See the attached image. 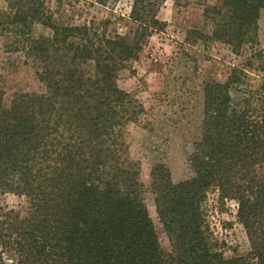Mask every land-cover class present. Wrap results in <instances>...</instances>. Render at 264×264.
<instances>
[{"label": "trees", "instance_id": "16d2710c", "mask_svg": "<svg viewBox=\"0 0 264 264\" xmlns=\"http://www.w3.org/2000/svg\"><path fill=\"white\" fill-rule=\"evenodd\" d=\"M109 1L118 0H97ZM167 1L129 0L127 36L56 21L46 0L0 7V197L29 203L23 212L0 201V264H264V77L254 87L233 67L225 82H204L189 179L175 182L158 163L145 185L131 158L126 130L145 108L118 76L166 29ZM201 5L209 29L194 43L238 56L258 44L264 0ZM213 189L237 203L246 254L227 259L218 248L203 208Z\"/></svg>", "mask_w": 264, "mask_h": 264}, {"label": "rangeland", "instance_id": "374dc122", "mask_svg": "<svg viewBox=\"0 0 264 264\" xmlns=\"http://www.w3.org/2000/svg\"><path fill=\"white\" fill-rule=\"evenodd\" d=\"M6 2L0 0V7ZM46 2L55 20L64 24L94 22L100 32L109 36L131 35L136 29L130 20L129 0L109 1L104 5L97 0ZM204 2L168 0L159 13V19L167 23L166 29L155 34L138 59L128 63L118 76L119 87L137 98L145 108L140 121L130 124L126 130L131 158L140 164L145 185L158 163L168 166L175 182L192 176L189 156L202 134L204 82H225L233 67L244 69L248 76L246 83L254 87L264 77V9L259 20L258 44L249 46L238 56L220 43H194L195 31L209 29L202 16ZM40 31L46 32L43 28ZM0 201L3 206L23 212L29 207L25 197L13 194L0 197ZM145 201L158 225L160 239L167 246L154 196L149 190L145 193ZM203 208L214 240L225 258L250 250L245 229L237 218L235 201L222 203L218 191L213 189Z\"/></svg>", "mask_w": 264, "mask_h": 264}]
</instances>
